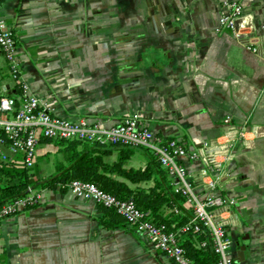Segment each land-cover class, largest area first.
Here are the masks:
<instances>
[{"label":"crops","instance_id":"0c3cea01","mask_svg":"<svg viewBox=\"0 0 264 264\" xmlns=\"http://www.w3.org/2000/svg\"><path fill=\"white\" fill-rule=\"evenodd\" d=\"M230 1L3 0L20 76L9 74L0 51V94L19 97L26 85L54 115L106 126L140 112L157 135L190 147L219 135L226 116L264 125V0H237L252 18L257 52L219 25ZM59 148L40 140L32 181L66 164L69 152ZM4 152L6 171L24 169L21 154ZM129 165L143 168V153ZM229 171L233 257L264 264V137L238 149ZM0 264L173 263L96 202L43 189L37 206L0 223Z\"/></svg>","mask_w":264,"mask_h":264},{"label":"built area","instance_id":"2783aa9c","mask_svg":"<svg viewBox=\"0 0 264 264\" xmlns=\"http://www.w3.org/2000/svg\"><path fill=\"white\" fill-rule=\"evenodd\" d=\"M2 7L3 0H0V51L7 62L9 74L18 79L17 41L13 29L2 17ZM224 8L219 25L230 29L237 41L257 52L251 16L243 12L242 4L237 0L225 2ZM22 88L23 93L19 97L2 95L0 98V159L5 161L9 158L4 152L6 148L14 154H21L24 169L30 170L35 164L37 147L42 138L147 147L156 154L173 190L184 196L185 204L192 210L188 222L177 231H168L164 224H156L132 201L118 199L92 182L73 180L68 184L67 191L77 198L113 208L128 225L147 239L155 251L173 264H194L180 245L179 235L199 231L202 227L209 235L218 264H237L231 251L232 239L226 229L231 223L230 215L235 203L226 195L232 181L229 165L238 149L253 148L256 139L264 137V125L239 124L226 116L222 121L224 129L219 135L190 147L177 138L157 135L140 112H132L112 126L83 116L71 120L54 115L37 96L28 92L26 85ZM189 164L193 165L190 167ZM42 194L43 189L29 185L23 197L0 207V223L22 210L37 206Z\"/></svg>","mask_w":264,"mask_h":264},{"label":"trees","instance_id":"16d2710c","mask_svg":"<svg viewBox=\"0 0 264 264\" xmlns=\"http://www.w3.org/2000/svg\"><path fill=\"white\" fill-rule=\"evenodd\" d=\"M55 143L60 150L69 152V156L60 170L42 180L32 181L26 169L16 173L6 171L4 160L0 159V207L23 197L29 185L37 189L66 192L70 182L81 180L94 183L118 199L132 201L142 212H147L156 224H164L168 231H177L192 216L184 196L173 190L165 169L149 148L76 139H56ZM112 152H116L117 156L108 162L105 157ZM136 152L145 156L146 165L143 168L129 165L130 158ZM101 208L112 214L116 222L128 225L113 208ZM166 208L170 209L167 214L164 213ZM179 243L194 264H218V257L204 227L199 231L181 233Z\"/></svg>","mask_w":264,"mask_h":264}]
</instances>
